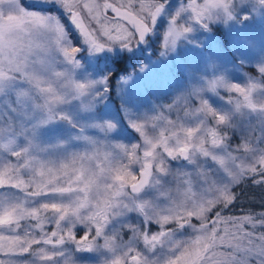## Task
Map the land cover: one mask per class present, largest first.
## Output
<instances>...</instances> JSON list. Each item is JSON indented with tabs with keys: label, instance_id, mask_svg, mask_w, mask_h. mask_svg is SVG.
I'll list each match as a JSON object with an SVG mask.
<instances>
[{
	"label": "snow or ice",
	"instance_id": "1",
	"mask_svg": "<svg viewBox=\"0 0 264 264\" xmlns=\"http://www.w3.org/2000/svg\"><path fill=\"white\" fill-rule=\"evenodd\" d=\"M153 37L139 73L202 55L168 103L120 77L106 114L82 54ZM0 264H264V0H0Z\"/></svg>",
	"mask_w": 264,
	"mask_h": 264
},
{
	"label": "rangeland",
	"instance_id": "2",
	"mask_svg": "<svg viewBox=\"0 0 264 264\" xmlns=\"http://www.w3.org/2000/svg\"><path fill=\"white\" fill-rule=\"evenodd\" d=\"M109 19H112L113 14L109 11ZM153 37L150 45H144L140 49L136 50L135 53H128L130 55H143L144 57L137 63L136 67H132L130 71L122 73L116 76L112 80L113 92L110 97V104L106 114L116 115L117 110L119 109L121 98L116 90V83L120 77L125 76L129 73L136 72L134 82L129 86L128 92L125 95L124 99L138 108H147L152 107L157 104L168 103L170 98L174 95L177 88L183 84V80L178 74V66L182 64V61L192 60L200 57L202 53L199 50H195L189 47L186 50H182L180 58L169 59L167 62H160L155 64L151 71L147 73H139L138 69L141 64L153 62L155 63L156 55H158L157 49L159 48V43L157 39ZM156 41L158 45L154 44L153 41ZM121 50L117 49L115 53H106L104 56L100 57L97 60H90L87 53L82 55L86 60H89L91 67L97 72H111L106 66V62L109 61L108 58H113L116 55L121 54ZM108 60V61H107ZM247 72V69H240L239 74H244ZM121 137L126 141H134L135 134L131 129L125 126L124 130L121 132Z\"/></svg>",
	"mask_w": 264,
	"mask_h": 264
},
{
	"label": "trees",
	"instance_id": "3",
	"mask_svg": "<svg viewBox=\"0 0 264 264\" xmlns=\"http://www.w3.org/2000/svg\"><path fill=\"white\" fill-rule=\"evenodd\" d=\"M155 40L153 41L154 44L158 45ZM143 57V55L133 56L123 51L121 54L116 55L113 58H108V60L110 59L109 61H112V65H110L111 62H106V66H108L109 71L113 73L112 80L115 79L116 76L130 71L132 67H136L137 63L140 62ZM253 193H255V189L248 188L247 186L245 187V196L242 197V206L248 204V200ZM256 195L258 196V193H256ZM257 203H259L258 200ZM235 211L238 213L239 209H236Z\"/></svg>",
	"mask_w": 264,
	"mask_h": 264
}]
</instances>
